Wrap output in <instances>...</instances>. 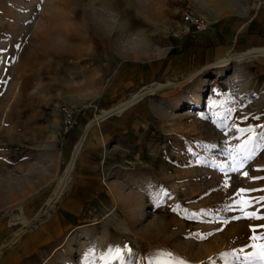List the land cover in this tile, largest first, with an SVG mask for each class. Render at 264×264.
I'll return each instance as SVG.
<instances>
[{"label":"rangeland","instance_id":"obj_1","mask_svg":"<svg viewBox=\"0 0 264 264\" xmlns=\"http://www.w3.org/2000/svg\"><path fill=\"white\" fill-rule=\"evenodd\" d=\"M187 7L264 27V0H0V264H264V54L173 64Z\"/></svg>","mask_w":264,"mask_h":264},{"label":"crops","instance_id":"obj_2","mask_svg":"<svg viewBox=\"0 0 264 264\" xmlns=\"http://www.w3.org/2000/svg\"><path fill=\"white\" fill-rule=\"evenodd\" d=\"M251 23L232 18L229 21H213L210 28L204 32L187 33L184 28L179 51L182 60L177 58L174 60L178 61L173 60L172 63L180 64L183 69L191 72L192 69L210 64V61H216L230 51L251 50L254 41H264V27L261 34H247Z\"/></svg>","mask_w":264,"mask_h":264},{"label":"bare ground","instance_id":"obj_3","mask_svg":"<svg viewBox=\"0 0 264 264\" xmlns=\"http://www.w3.org/2000/svg\"><path fill=\"white\" fill-rule=\"evenodd\" d=\"M254 53H260V54H264V47H258V48H254V49H251L247 52H244L242 54H237V55H230V56H227V57H223L221 59H219V61L216 63V66H228L233 60H238V59H241L243 56L245 55H250V54H254ZM172 84V82H170ZM165 84H162V83H158L156 85V87L158 89H161ZM177 85V83H176ZM151 91V88L150 87H147L146 89H143L141 91H138L136 93H134L128 100H126L125 102L121 103L119 106L117 107H114L112 109H104L102 111V115L101 116H97L95 119H93L90 124H94L95 122H100L101 120H103L105 117H107L108 115H111L112 113H117V112H122L124 111L125 109H127L128 107H130L131 105L137 103L138 101H140L142 98H144V96ZM201 98H202V94L201 92L199 93H196V96H195V100H196V103H200L201 102ZM92 130V129H91ZM80 147H81V144H78L76 149H75V154H74V157L67 169V172H69L72 168V166L75 164V160L77 158V156L79 155V152H80ZM64 191V187L61 185L56 193V197L55 198H52L49 202V209L51 207H53L57 200L60 198V196L62 195ZM118 194V193H117ZM120 195V194H119ZM22 216V215H21ZM21 220V219H20ZM25 223L27 222V219L26 217L23 216V219H22ZM21 220V221H22ZM72 231V230H71ZM72 236V235H71ZM68 238V237H67ZM9 243V242H8ZM9 245V244H8ZM11 247V245H10ZM68 264H72L71 261L68 262Z\"/></svg>","mask_w":264,"mask_h":264},{"label":"built area","instance_id":"obj_4","mask_svg":"<svg viewBox=\"0 0 264 264\" xmlns=\"http://www.w3.org/2000/svg\"><path fill=\"white\" fill-rule=\"evenodd\" d=\"M182 21L185 25V31L204 32L212 24L210 19L201 14L197 9L187 7L182 15ZM60 112L63 118L62 134L68 135L77 124L78 110L72 106H62Z\"/></svg>","mask_w":264,"mask_h":264},{"label":"snow or ice","instance_id":"obj_5","mask_svg":"<svg viewBox=\"0 0 264 264\" xmlns=\"http://www.w3.org/2000/svg\"><path fill=\"white\" fill-rule=\"evenodd\" d=\"M261 127H264V126H261ZM247 131H248V132H252V133L255 135L253 129L250 128V129H247ZM260 135H261L262 137H264V132H262ZM239 167H243V162H241V164L239 165ZM234 170H235V169H234ZM243 175H244V176H247L248 173L245 171V172H243ZM247 191H250V190H246V189H243V188H242V189L239 190V195H244ZM261 200H264V197H262ZM246 202H247V201H245V203H246ZM262 218H264V217H262ZM261 227H264V225H262ZM197 238H199V239H207L208 237H207L206 235H203V236L198 235ZM128 251H129V253L131 252L130 249H128ZM116 255H117V256L120 255V249H119V248L116 249ZM259 258H260L262 261H264V246H262V250H261V252H260V254H259Z\"/></svg>","mask_w":264,"mask_h":264}]
</instances>
